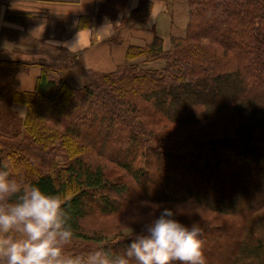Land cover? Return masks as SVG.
I'll list each match as a JSON object with an SVG mask.
<instances>
[{"label":"trees","instance_id":"1","mask_svg":"<svg viewBox=\"0 0 264 264\" xmlns=\"http://www.w3.org/2000/svg\"><path fill=\"white\" fill-rule=\"evenodd\" d=\"M185 1L186 32L171 37L172 47L165 49L155 34L134 55L135 46L127 50L128 58H166L163 70L128 63L112 73L87 71L89 82L77 87L64 78L62 62L0 55V170L21 179L18 183L35 182L60 197L74 233L65 249L69 255H86L97 248L124 251L128 238L113 243L106 242L103 232L91 234L86 220L93 215L109 216L125 204L141 201L168 206L191 200L221 221L197 224L201 240L219 232L210 259L227 258L219 245L226 246L228 237H239L236 253L225 264H264V239H256L252 231L246 239L227 220L247 216V200L264 191V101L253 92L264 95V0ZM117 2L118 11L123 10L126 2L111 0L112 5ZM147 4L141 0L139 9L145 14L136 8L131 18L147 19ZM220 23L221 36L234 44L206 35ZM33 65L40 69L35 87L20 90L18 73ZM230 89L234 93L229 94ZM19 100L29 107L25 130L12 107ZM40 100L55 108L46 112ZM229 106L237 109L236 125L179 136L184 128L193 131L191 126L214 121ZM228 154L226 161L223 155ZM185 160L193 174L185 168ZM226 164L230 174L216 181ZM112 165L123 174L112 173ZM239 165L255 172L244 176L243 170L231 171ZM24 171L28 177L20 175ZM194 176L220 190V197L207 188L196 190ZM146 185L155 190L144 192ZM162 186L178 193L167 194ZM138 190L143 192L138 195ZM202 245L205 255L208 246L204 241Z\"/></svg>","mask_w":264,"mask_h":264},{"label":"clouds","instance_id":"2","mask_svg":"<svg viewBox=\"0 0 264 264\" xmlns=\"http://www.w3.org/2000/svg\"><path fill=\"white\" fill-rule=\"evenodd\" d=\"M80 43L79 31L70 45ZM144 201L139 207H144ZM132 229L123 252L100 248L86 255L65 251L73 239L59 196L40 184H21L0 170V264H205L201 229L178 218L176 207L159 205L147 220L138 221L135 209ZM13 230L18 237L7 238Z\"/></svg>","mask_w":264,"mask_h":264},{"label":"rangeland","instance_id":"3","mask_svg":"<svg viewBox=\"0 0 264 264\" xmlns=\"http://www.w3.org/2000/svg\"><path fill=\"white\" fill-rule=\"evenodd\" d=\"M121 1H125L126 3L128 2V0H121ZM146 1V3L148 2L146 8L148 11V16L146 19V16H134L131 18V14L133 13V11L130 13V15L127 18H123L120 25L118 26V28H115V33L113 34V36L108 40V45L111 48H115V47H121V46H125L126 42L125 39H128L130 37L133 36L132 32L134 31V27L137 24H147L151 14L154 11V4L155 2L153 0H144ZM160 1H166V0H158ZM173 2L179 4L182 3L184 4V6H186L187 10H188V3L185 0H172ZM141 2V0H138V4L136 6V8L134 10L138 11L140 13L145 14L146 10H142L141 8L139 9V3ZM125 3V5H126ZM118 2L114 3L111 7V11L112 14L114 12L115 15H113V19L116 17L118 11ZM122 8V7H121ZM123 9V8H122ZM206 16H208V14H206ZM130 18L132 19L131 21H127V19ZM142 18L146 19L145 22H142ZM207 18V17H206ZM206 19L203 21V24L205 23ZM223 29V24L220 23L217 28H215L214 31H210L207 32L206 35L208 36H213V37H219L222 39H226L223 38L221 36V31ZM155 32V30H154ZM247 32V31H246ZM155 35V33H154ZM227 42H229L231 45L234 44L233 39H226ZM151 41H145L141 46H135V48H133V53H137L136 51H140L138 49H143L145 47H147V45L150 43ZM165 44H167V46L170 48L172 47L171 45V39L170 42L169 41H164ZM246 44V42H244ZM131 46H127L126 50L121 52L119 55L115 54L113 52V56L111 55V59L108 60L106 58H104L102 63H91L90 59L87 57V55H81V56H77V55H72L69 53H63L60 56H50L47 52L45 51H40L37 55H33L31 57H29V60L33 59H37V58H45L47 60H53L56 62H62V74L64 76V78L66 79V81L73 85V86H77V87H83L84 85H86L90 78L88 77L87 73H91L93 71H99V72H107V73H112V72H116V71H121L123 68V65H126L128 63H138V67L140 68H145L148 70H153V71H159V70H163L166 66H167V59L166 58H155L152 61H146L145 57L142 56H138V58H128L127 56V50L128 48ZM168 48V49H169ZM167 49V50H168ZM1 56L4 55L2 54L3 52H0ZM10 54V53H9ZM8 54V55H9ZM7 55V54H6ZM12 55V54H11ZM134 55V54H133ZM17 58L22 59L23 56L21 55V57L19 55L16 56ZM26 58V57H25ZM230 67V65H229ZM88 71V72H87ZM40 69L33 65L31 67H28L25 70H22L21 72L18 73V77L21 78L23 75H26L24 79H20V90H25L26 87H30L32 86L33 82L36 83V78L37 76H35L36 73H39ZM249 89H251V85H249ZM253 92L255 93V95H257L261 101H264V95L263 93L257 92L255 90H253ZM229 94L234 93L233 90H229L228 91ZM253 93V94H254ZM40 103L43 104L45 111H49V107H51L52 109H54L55 107L53 105L50 104V102H45L43 100H40ZM57 103V102H56ZM55 103V104H56ZM13 110L18 114L19 118L22 120L23 123V130H25V124H26V120H28V116H29V107L26 103H24L23 101H17L16 103L13 104ZM237 109H235V107L233 106H229V107H225V109L218 114V116L215 118V120L213 121V119L200 123V124H196L195 126H191L192 129H194L193 131L190 128H184L183 132L179 135L180 137H183L185 135H199V133H204L207 132L208 130H213V128L215 130L221 131L222 127L225 125H229V126H233L236 125L238 123V115H237ZM44 111V112H45ZM45 112V113H46ZM170 127L172 128L173 125H170ZM212 128V129H211ZM229 157L228 155H223V158L227 161ZM156 158L152 159V165L156 162L155 161ZM207 160V158L205 159ZM185 165H186V169L190 171V173L193 174V170L190 169L187 165H188V161H184ZM235 168V167H234ZM233 168V169H234ZM231 167V171H238L241 172L243 170L242 175L246 176L247 174H252L254 173V169L252 171L249 170H244L240 165L237 166V168H235V170H233ZM229 170V171H228ZM230 169L227 168V164L222 165L221 166V173L218 175H215V180L216 181H222L223 178L227 175H229L230 173ZM23 173V174H21ZM20 175H24L25 177H28V172L24 171L21 172ZM112 173L114 174H123L122 169H120L117 165H112ZM205 177V176H204ZM15 179L17 182H19L21 179L19 178H13ZM195 179V187L196 190H205L206 188L209 190L208 192L215 197H220V190H218L217 188L214 187H207V185L205 184V178H201L198 179L197 177L194 176ZM181 180H184V178H181ZM190 185V184H189ZM164 188V186H162ZM193 188V187H190ZM155 190V186H151V185H146L143 189L144 192H153ZM165 192L167 194H176L178 193V191L175 190H171L170 187H165L164 188ZM142 190H138V195L143 192ZM192 191H195V188L192 189ZM181 193H185V191H182ZM133 194V193H132ZM129 201L128 199H125L124 201ZM123 201V202H124ZM248 205L250 206V210L247 216H229V218L227 220H231L232 222L229 223V225L234 226V230H238L241 231V233L243 234L244 237H248V234L252 231L254 237L256 239H260L263 238L264 239V191H261L259 193H253V196L251 197V199L247 200ZM259 204H261L260 206H258ZM144 207H139V203L134 204V205H127L125 204L124 207L117 213L109 215V216H101V215H93L91 217H89L86 220V226L87 229L91 232H94L95 234L97 233H104L105 236H107V241L106 242H113L116 243L117 241H120L121 239H126L128 237L129 234H131L132 229L134 228V230H139L140 225L136 224V225H132L129 222V212L131 209H135L136 211V219L138 221H144L147 220L151 215H153L155 213V211L158 209L159 205L158 203H144ZM168 206H174L176 207V211L178 213V218L180 220H182L185 223L191 224L192 222H195L197 224L203 225V223H212L213 225H217V224H221L219 222V218L217 217V214H214L210 211H204V210H200L199 206L195 205L191 200L187 201L186 203H183L182 205H177V204H173V205H168ZM219 216V215H218ZM221 233V232H220ZM219 232L216 231H212L210 232L207 236L204 237V239H202V241H204V243L208 246V248L206 249V253L204 255L205 258V264H225V261L229 258L232 257L233 254L236 253L237 251V239H239V237H235L231 238L228 237L229 239L226 242H229L226 246L219 245L218 248L221 249H225L226 253H227V258L222 259L219 258L218 256H214V258L212 257V259H210V254L211 251L214 249V245L217 242V239L219 240L220 238L218 237ZM20 235L19 232L13 230L12 232L7 234V238L11 239V238H15L18 237ZM5 238L4 236L0 235V239ZM72 242V241H71ZM70 242V243H71ZM70 243L68 245L65 246V249L67 248V246L70 245ZM244 255V254H243ZM242 256L239 257V261L240 258ZM244 261V259L242 260ZM239 263V262H238Z\"/></svg>","mask_w":264,"mask_h":264},{"label":"crops","instance_id":"4","mask_svg":"<svg viewBox=\"0 0 264 264\" xmlns=\"http://www.w3.org/2000/svg\"><path fill=\"white\" fill-rule=\"evenodd\" d=\"M153 1L155 9L148 23L137 24L133 36L125 39V46L110 49L108 40L122 19L134 11L138 0H128L114 19L111 0H0V52L3 58L24 61L40 51L53 57L67 52L102 63L104 58L110 60L113 52L119 55L127 46L152 41L154 33L163 42H170L173 35L184 36L189 16L186 6L172 0ZM78 31L80 43L72 46ZM164 48H169L165 42ZM34 87L35 82L25 90Z\"/></svg>","mask_w":264,"mask_h":264}]
</instances>
